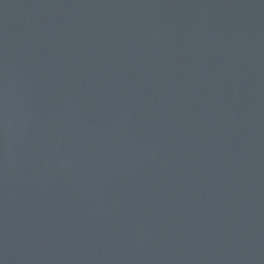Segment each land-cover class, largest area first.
<instances>
[{"label": "water", "instance_id": "water-1", "mask_svg": "<svg viewBox=\"0 0 264 264\" xmlns=\"http://www.w3.org/2000/svg\"><path fill=\"white\" fill-rule=\"evenodd\" d=\"M0 264H264V0H0Z\"/></svg>", "mask_w": 264, "mask_h": 264}]
</instances>
